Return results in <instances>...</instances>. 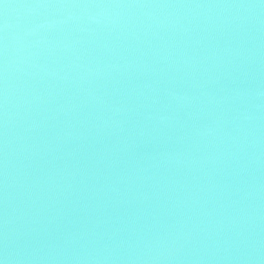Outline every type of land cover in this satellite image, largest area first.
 Segmentation results:
<instances>
[{"label":"water","instance_id":"95a60500","mask_svg":"<svg viewBox=\"0 0 264 264\" xmlns=\"http://www.w3.org/2000/svg\"><path fill=\"white\" fill-rule=\"evenodd\" d=\"M0 264H264V0H2Z\"/></svg>","mask_w":264,"mask_h":264},{"label":"snow or ice","instance_id":"6c2138e0","mask_svg":"<svg viewBox=\"0 0 264 264\" xmlns=\"http://www.w3.org/2000/svg\"><path fill=\"white\" fill-rule=\"evenodd\" d=\"M0 2H2V0H0ZM7 6V5H5ZM97 6H102V5H97ZM135 6H141V7H161L159 5H131L130 7H135ZM167 7V6H165Z\"/></svg>","mask_w":264,"mask_h":264}]
</instances>
